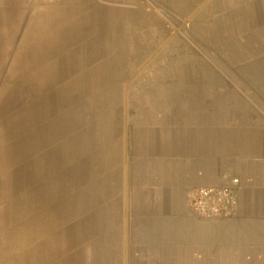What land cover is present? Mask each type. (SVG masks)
<instances>
[{"label": "crops", "instance_id": "0c3cea01", "mask_svg": "<svg viewBox=\"0 0 264 264\" xmlns=\"http://www.w3.org/2000/svg\"><path fill=\"white\" fill-rule=\"evenodd\" d=\"M182 1L183 41L137 32L116 63L112 49L99 63L125 68L135 85L121 109L130 130L119 188L108 177L103 192H80L60 170L63 152L36 158L39 169L23 168L27 206L14 221L0 207L4 264H264V0ZM233 177L234 215L190 210L193 188Z\"/></svg>", "mask_w": 264, "mask_h": 264}, {"label": "rangeland", "instance_id": "374dc122", "mask_svg": "<svg viewBox=\"0 0 264 264\" xmlns=\"http://www.w3.org/2000/svg\"><path fill=\"white\" fill-rule=\"evenodd\" d=\"M3 5L0 207L6 211L4 219L14 221L12 216L27 206L26 199L29 203L23 168L36 163L39 169L40 156L51 164L63 152L60 170L80 192L93 184L103 192L108 177L119 188L125 166L120 160L129 154L130 130L122 124L121 109L127 105L124 95L135 85L124 81L125 68L98 67L104 50H113L116 63L120 48H131L137 32L143 31L153 43L162 41L159 34L164 38L175 31L183 41V33L191 28V8L182 0H3ZM224 58L231 59L227 53ZM128 102L134 109L135 99ZM75 157H79L76 172L71 167ZM5 230L0 228V236Z\"/></svg>", "mask_w": 264, "mask_h": 264}, {"label": "built area", "instance_id": "2783aa9c", "mask_svg": "<svg viewBox=\"0 0 264 264\" xmlns=\"http://www.w3.org/2000/svg\"><path fill=\"white\" fill-rule=\"evenodd\" d=\"M238 184V178L233 177L224 185L195 187L189 194L188 206L193 213L205 219L230 217L237 208Z\"/></svg>", "mask_w": 264, "mask_h": 264}]
</instances>
